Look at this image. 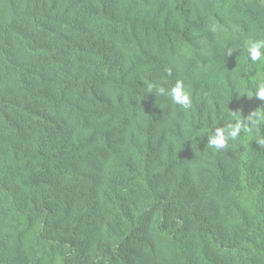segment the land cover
Wrapping results in <instances>:
<instances>
[{
    "label": "trees",
    "instance_id": "obj_1",
    "mask_svg": "<svg viewBox=\"0 0 264 264\" xmlns=\"http://www.w3.org/2000/svg\"><path fill=\"white\" fill-rule=\"evenodd\" d=\"M253 39L264 0H0V264H264V125L208 146Z\"/></svg>",
    "mask_w": 264,
    "mask_h": 264
},
{
    "label": "clouds",
    "instance_id": "obj_2",
    "mask_svg": "<svg viewBox=\"0 0 264 264\" xmlns=\"http://www.w3.org/2000/svg\"><path fill=\"white\" fill-rule=\"evenodd\" d=\"M231 51L229 50L228 54H231ZM245 52L248 61L264 63V39L248 40ZM152 88H155L156 95L168 96L174 104L185 110L190 109L192 106L190 94L181 80H177L169 89L163 86L150 85L149 92H153ZM248 95H254L258 100L264 101V79L258 78L253 91L248 93ZM232 120L236 122L232 123ZM261 125H264V107L251 112L246 118L233 115L232 119L225 123L224 127H216L208 135V146L215 150L225 149L229 141H237L241 133L252 134ZM253 138L257 144L264 146V136L257 134Z\"/></svg>",
    "mask_w": 264,
    "mask_h": 264
}]
</instances>
